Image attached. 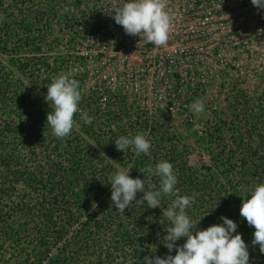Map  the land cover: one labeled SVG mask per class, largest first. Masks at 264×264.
Returning a JSON list of instances; mask_svg holds the SVG:
<instances>
[{
	"label": "rangeland",
	"instance_id": "obj_1",
	"mask_svg": "<svg viewBox=\"0 0 264 264\" xmlns=\"http://www.w3.org/2000/svg\"><path fill=\"white\" fill-rule=\"evenodd\" d=\"M123 2L0 0V63L48 107L47 86L54 77L63 73L78 80L81 111L74 116L71 134L75 140L91 144L93 152L96 150V155L105 158L115 170L123 168L131 171L132 178L144 179L140 168L155 167L175 152L177 162H186L201 179H211L213 172L212 180L222 196L211 198L208 191L210 199L192 203L187 214L198 223V230L222 224L221 217L232 219L238 225L233 235H242L248 245L249 263H257L264 254L259 245L252 244L255 228L240 215V208L244 199H251L255 187L264 184V164L256 172L249 171L251 176L243 180L240 167L223 169L218 158L225 151V161L232 158L238 166L241 161L249 166L253 158L264 162V43L243 42V47L236 49L224 47L233 51L231 58H202L194 47V51L188 50L182 42L185 27L177 11L169 41L157 47L139 36L126 34L116 24L113 9ZM22 18L31 27L27 36L42 44L38 53H33V45L26 44L24 31L18 26ZM14 29L19 35H11L9 45L4 44V32ZM243 53L246 56H241ZM177 55L185 58L173 60ZM21 63L30 64L27 72L34 70L36 75L23 76L18 67ZM46 78L48 83H43ZM197 98L205 104L200 116L190 107ZM84 113L94 119L103 118L102 129L86 135ZM145 121V132L152 143L148 154L137 155L132 146L126 152L113 148L109 138L134 137L143 132ZM115 152L118 154L114 156ZM29 157L30 154L24 156L23 162L36 161ZM2 178L0 175V186ZM151 182L159 189L158 176H153ZM26 189L19 184L12 196L20 197ZM142 195L138 192L137 198ZM160 204L157 208L163 213L169 203ZM153 225L156 230L160 228L155 222ZM165 232L166 228H161L156 233L160 242ZM186 239L182 237L175 243L182 246ZM170 254L175 255V249ZM24 260L9 244L0 245V264H29Z\"/></svg>",
	"mask_w": 264,
	"mask_h": 264
},
{
	"label": "trees",
	"instance_id": "obj_2",
	"mask_svg": "<svg viewBox=\"0 0 264 264\" xmlns=\"http://www.w3.org/2000/svg\"><path fill=\"white\" fill-rule=\"evenodd\" d=\"M18 26L24 31L26 44L34 46L33 53L40 52L42 44L27 36L31 27L24 18ZM4 33L6 45L11 35H19L17 29ZM28 66H18L23 76L36 75L34 70L27 72ZM47 78L43 83H48ZM51 110L0 63L1 247L9 244L29 264H144L146 256L169 255L166 240L160 242L156 233L171 227V222L159 208L147 207L146 201L144 205L134 201L123 214L117 211L111 202L109 180L117 170L97 156L91 144L75 140L73 134L56 138L46 124ZM103 125V118L94 119L91 125L83 122V132L90 135ZM147 128L145 121L143 132ZM116 139V135L109 138L115 149ZM224 152L218 158L223 169L240 167L243 180L251 176L249 171L256 172L264 164L253 158L249 166L243 161L238 166L232 158H226V162ZM29 154L36 161L24 163V156ZM177 159L172 152L166 161L174 166L181 195L197 193L194 204L206 202L208 191L211 198L222 196L212 180L213 172L211 179H201L186 162ZM19 184L27 191L13 197ZM160 201L171 203L168 197ZM153 222L160 227L158 230ZM255 264H264V258Z\"/></svg>",
	"mask_w": 264,
	"mask_h": 264
},
{
	"label": "clouds",
	"instance_id": "obj_3",
	"mask_svg": "<svg viewBox=\"0 0 264 264\" xmlns=\"http://www.w3.org/2000/svg\"><path fill=\"white\" fill-rule=\"evenodd\" d=\"M258 8H264V0H252ZM113 19L121 25L126 34L139 36L142 40L157 47L165 46L169 41L174 28V14L168 9V0H124L114 9ZM3 17L0 16V19ZM82 100L80 82L70 78L67 74H59L47 86L45 101L50 103L51 111L47 115V126L52 129V134L58 139L69 136L74 128V116L80 111L79 104ZM192 111L200 116L205 111L204 101L197 98L192 105ZM85 124L91 125L94 117L83 114ZM147 132H138L133 136H120L115 140L118 151L126 152L130 146L137 155L148 154L152 143ZM145 178H132L129 170L119 168L109 176L111 184V202L115 209L124 213L130 205H144L156 208L161 206L162 197L171 199L163 215L171 222V227L166 229L163 237L167 243L165 247L175 255L146 256L144 264H249L250 253L248 245L241 234H235L237 223L227 217H221L222 224L209 226L204 230L197 229V222L187 214L192 203L195 202L197 193L181 195L178 177L174 166L168 161H160L155 167L146 165L139 169ZM160 178V187L156 189L152 177ZM143 193L137 200V193ZM240 215L246 219L250 226L255 228L252 244L259 245L260 252L264 254V184H259L251 192V199H244L240 208ZM195 229V231H193ZM187 237L182 246H177L176 241Z\"/></svg>",
	"mask_w": 264,
	"mask_h": 264
},
{
	"label": "built area",
	"instance_id": "obj_4",
	"mask_svg": "<svg viewBox=\"0 0 264 264\" xmlns=\"http://www.w3.org/2000/svg\"><path fill=\"white\" fill-rule=\"evenodd\" d=\"M168 9L174 16L180 12L185 27L182 42L202 58H231L233 51L224 47L264 43V8L254 6L252 0H168ZM183 58L177 55L173 60Z\"/></svg>",
	"mask_w": 264,
	"mask_h": 264
}]
</instances>
